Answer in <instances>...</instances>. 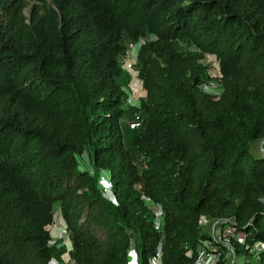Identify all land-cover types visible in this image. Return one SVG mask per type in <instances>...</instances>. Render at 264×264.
I'll return each mask as SVG.
<instances>
[{
    "label": "trees",
    "instance_id": "obj_1",
    "mask_svg": "<svg viewBox=\"0 0 264 264\" xmlns=\"http://www.w3.org/2000/svg\"><path fill=\"white\" fill-rule=\"evenodd\" d=\"M126 39L141 42L140 107H125ZM208 54L219 94L206 90ZM261 140L264 0H0V264H69L51 243L58 210L74 264H130L133 241L139 264L160 243V264H187L212 238L202 215L234 219L247 234L235 257L264 264L251 250L264 242Z\"/></svg>",
    "mask_w": 264,
    "mask_h": 264
},
{
    "label": "built area",
    "instance_id": "obj_2",
    "mask_svg": "<svg viewBox=\"0 0 264 264\" xmlns=\"http://www.w3.org/2000/svg\"><path fill=\"white\" fill-rule=\"evenodd\" d=\"M141 46V42L138 40H129L126 44V52L122 58V67L130 75V80L125 88L127 97L125 101V107H140L141 99L146 97V89L144 88L143 79L140 76V69L138 66V52ZM208 62L211 67L218 70V77L221 76L220 73V62L216 55L208 54L206 55ZM209 83L206 85V90L208 91ZM209 92V91H208ZM219 94V93H214ZM143 118L141 113H136L133 120L130 121L129 125L132 128H138L142 125ZM87 152L82 156L86 159ZM88 159H86L87 161ZM91 174H95L93 167H88ZM98 184L99 188L107 199L113 200V185L111 182L110 175L108 171L102 170L98 173ZM147 204L155 212V228L161 231L164 226L165 213L159 208V206L150 198L146 199ZM200 224L203 226H209L211 221L202 215L200 218ZM51 227V226H50ZM64 233L67 235V239L64 241L67 246V254L64 256L65 263L74 264L75 261L71 259L68 255L69 251L73 249L72 242L69 238L67 231V226L64 227ZM212 238L202 239L196 250V257L194 260L188 262L187 264H220L222 260L227 259L230 264L234 262L236 246L234 240L237 242L247 245V234L240 231L237 226V222L232 218H223L216 220L213 223V233H211ZM55 241V240H54ZM70 241V242H69ZM252 252L255 254L257 259H260L261 253L264 251V242L257 241L253 244L251 248ZM162 243L158 246L157 256L151 261L152 264H160L162 256ZM187 255L192 256L193 250L188 248ZM128 260L130 264H139V254L135 247L134 241L132 246L128 251ZM52 264H57L54 260Z\"/></svg>",
    "mask_w": 264,
    "mask_h": 264
},
{
    "label": "rangeland",
    "instance_id": "obj_3",
    "mask_svg": "<svg viewBox=\"0 0 264 264\" xmlns=\"http://www.w3.org/2000/svg\"><path fill=\"white\" fill-rule=\"evenodd\" d=\"M26 15L27 16L29 15V8H27V10H26ZM125 42L127 44L129 42V39H126ZM208 60H207V62H208ZM209 72H210L212 78L209 81V85L210 86L208 88V91L211 92V93H220L222 91V85H221L220 80H219L220 78L218 77V75H219L218 70L216 68H214V67H209ZM123 124H124L125 138L128 141L129 138H130L131 131H130V129L127 126V122H124ZM263 143H264V141L261 140V141L256 142V144L255 143L253 144L252 150H253L255 155L260 156V155L264 154ZM85 157L87 159V155ZM82 158L83 157H81V160H82ZM83 165L85 167H87L88 166V162L83 160ZM214 222H215V219L213 221H211V224L209 226H204L205 227L204 230L208 231L210 234L213 233V223ZM50 226H51L50 227V233H51V237H52L51 238V243H53L55 241H58V240L60 241L61 239L63 241H65L67 239L64 235H56V234L52 233V232H54L56 230V228L58 226H63V228L66 226V223H65V221H64V219L62 217V214H61V212L59 210L55 212L54 220H53V222L51 223ZM249 258L252 259V255L249 256ZM244 260H245V256L244 255H238V256L235 257L234 263L235 264H242L244 262ZM226 264H230V263L226 262Z\"/></svg>",
    "mask_w": 264,
    "mask_h": 264
},
{
    "label": "bare ground",
    "instance_id": "obj_4",
    "mask_svg": "<svg viewBox=\"0 0 264 264\" xmlns=\"http://www.w3.org/2000/svg\"><path fill=\"white\" fill-rule=\"evenodd\" d=\"M56 233V235L57 234H59V235H64L66 238H67V235L64 233V228H63V226H62V228L61 229H59V230H57V231H55ZM70 242V241H69Z\"/></svg>",
    "mask_w": 264,
    "mask_h": 264
},
{
    "label": "crops",
    "instance_id": "obj_5",
    "mask_svg": "<svg viewBox=\"0 0 264 264\" xmlns=\"http://www.w3.org/2000/svg\"><path fill=\"white\" fill-rule=\"evenodd\" d=\"M62 228V226H58L57 228H56V230L55 231H57V230H59V229H61ZM52 232L53 234H55L56 232ZM57 235H59V234H57Z\"/></svg>",
    "mask_w": 264,
    "mask_h": 264
},
{
    "label": "water",
    "instance_id": "obj_6",
    "mask_svg": "<svg viewBox=\"0 0 264 264\" xmlns=\"http://www.w3.org/2000/svg\"><path fill=\"white\" fill-rule=\"evenodd\" d=\"M231 264H233V263H231Z\"/></svg>",
    "mask_w": 264,
    "mask_h": 264
}]
</instances>
